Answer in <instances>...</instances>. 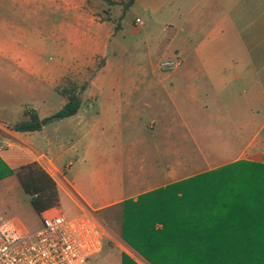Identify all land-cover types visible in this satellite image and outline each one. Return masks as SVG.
<instances>
[{
    "label": "crops",
    "instance_id": "crops-1",
    "mask_svg": "<svg viewBox=\"0 0 264 264\" xmlns=\"http://www.w3.org/2000/svg\"><path fill=\"white\" fill-rule=\"evenodd\" d=\"M1 1L4 0H0V96L12 97L17 94L25 97V105L32 108L29 111L38 113L33 104L36 106L39 98L44 97L49 84L56 91L63 69L65 70L62 66L64 68L60 72L59 68L58 73L55 72L54 27L52 25L46 33L40 32L37 21L23 19L31 15H24L20 9H5ZM140 2H143L140 10L144 13L152 17H170L169 23L164 27L169 30L174 25L175 31L168 46L172 47L177 38L178 43L173 49L167 47L166 51L182 57L183 65L180 69L166 76L152 74L151 78L146 75L139 78L132 74H114L107 79L104 76L109 66L107 62L82 95L91 107L97 108V115L86 116L84 114L90 111L82 113L80 109L77 115L72 116L79 120L73 133L74 139L79 145H84L86 156L78 159L73 170L68 167L72 165H67L64 167L65 171H62V164L57 165L50 158L49 152L37 151L33 145L35 142H30L26 136L32 132H9L10 137L22 146L17 150L21 157H25L23 147L29 146L33 153L32 162H37L43 169H48L50 164L56 169L55 176L46 171L57 184L58 193L65 194L79 213L85 210L96 214L106 209L117 211L121 209L120 204H123V209L127 206L130 210L137 207L132 204L143 195L165 190L181 181L176 179L178 171L174 167L161 176L157 168L151 166L147 176L131 179L127 183L124 162H115L113 158L121 157L128 151L134 154L135 144H146L148 140L136 139L138 141L132 143L133 147L128 149L119 131L125 121L126 126H130L129 122L148 121L149 128L154 130L157 127L155 137L150 139L163 145V150L159 149L155 153H146V150L144 152V157L157 160L161 157L160 153L162 158H165L166 152L176 154L177 139L166 142L164 139L161 141L160 138H155L161 136L162 132V136L167 135L168 131L170 136L182 135L178 134V130L183 125L187 126L186 117L182 112L185 104L190 105L192 128L200 130L206 116L209 120L207 128L218 129L217 121L229 119L232 123L228 122L225 126L239 129V133L257 126L256 116L252 115L248 119L246 114L248 110L253 111L256 106L264 105V0H135L132 6ZM144 27L145 25L142 29ZM115 33L114 31L113 38L110 39V48L122 54L125 49L122 44L117 42L116 48L112 47ZM103 38L102 32L97 31L88 46L82 49L79 47V64L90 65L97 56H106L109 53L110 48L103 45ZM59 55L67 56L66 53ZM73 60V57L64 59L67 61V68ZM137 80L147 82V88L142 95H138L135 90L138 87L135 85ZM107 81L111 88L105 90ZM166 81L171 82L172 91L167 88ZM96 85L97 88L94 87ZM220 96H232L233 103L220 105ZM204 97H209L208 102L202 101ZM24 109L21 107L18 114L27 112ZM7 115L8 112L0 113V127L7 121ZM258 127L259 132L262 131L259 136L256 135L257 137L242 143L236 149L226 148L223 153L216 154L220 156L218 158H214V152L212 158L208 157L209 160H225V163L208 171L233 164L230 166L233 168L232 173L248 177L249 182L220 190H198L197 192L212 194L202 199L192 197L196 204L199 201H207L226 205L224 209L217 206L218 209H223L222 216L242 228L240 231L231 232L234 237L251 234L264 239V169L244 166V163L264 165V122ZM43 129L45 130V127ZM55 133L59 135V131ZM191 137L198 143L192 133ZM228 139H233V136ZM168 143L172 146L170 150L165 147ZM102 145L109 148L105 150ZM72 148L70 146L68 151ZM1 150L0 148V152ZM65 153L67 150L62 151V155ZM240 165L245 168H237ZM224 171H227V168ZM168 177L172 181H165ZM165 193L167 192L163 194ZM163 194L157 196L160 200L158 208L165 199ZM224 194H228L229 198ZM153 204L144 201L142 207L148 206L147 208L151 209ZM176 211L178 215V208ZM161 228L162 225L157 223L156 229ZM122 243L125 246L124 251L129 253L130 257L141 264H148L134 248Z\"/></svg>",
    "mask_w": 264,
    "mask_h": 264
},
{
    "label": "rangeland",
    "instance_id": "rangeland-1",
    "mask_svg": "<svg viewBox=\"0 0 264 264\" xmlns=\"http://www.w3.org/2000/svg\"><path fill=\"white\" fill-rule=\"evenodd\" d=\"M114 1L116 4L113 5L108 4L105 0H4L1 1V4L5 9H20L23 11L24 15H31L28 18L23 17V19L37 21V27L40 32L46 33L53 25L56 41L55 72L58 73L57 68H59L60 72L65 67V70L63 69V75L60 78L61 80L58 81L57 86L63 84L67 78H73L80 83L89 82L90 84L101 72L107 62H109V66L104 72V76H106L107 79L114 74H132L139 78H143L145 75L151 78L152 74L160 76L173 74L176 70L164 71L159 67V63L162 60L175 57L172 52L166 51L167 47L173 49L178 43L177 38V41L172 47L168 46L175 31L173 28L174 25L170 27L169 30L164 27L165 24L169 23L170 17H152L144 13V11L140 10L142 9L143 2L137 4L141 8L135 5L124 10L123 4L129 0ZM136 15H141V17ZM136 18H141L145 22V27L143 29L136 24ZM116 25H119L120 28L117 31H115ZM33 27L32 30H34ZM97 31L102 32L104 36L103 45L108 46V48H110V39L113 38V32L115 31L116 38L113 39L112 47L116 48V43L119 42L125 49L122 50V54H118L117 51H113L110 48L106 56H97L93 59L92 64H79V47L82 49L88 46L89 43L94 40ZM61 53H66L67 56L59 55ZM71 57H73L74 60L72 64L69 65V68H67V61H64V59ZM180 58L182 59V57ZM100 65H102L101 68H99ZM62 66L64 67L62 68ZM166 84L167 88L172 91L171 82L166 81ZM135 85L138 86L135 89L138 91V95H142L147 88V82L144 81L137 80ZM105 86V90L111 88L108 81ZM94 87L97 88L98 85ZM173 96L175 95L173 94ZM245 98L247 99V96ZM82 99L83 104L81 112L83 113L88 110L90 112H86L84 115L96 116L97 114L95 111L97 108L91 107L89 103L86 102L85 97H82ZM208 99L209 97H204L202 101L208 102ZM26 100L25 97H21L17 94H14L12 97L0 96V113L8 112V119L5 121L6 124L4 123L0 127V148L2 149L0 152V170L6 174V176L0 178V208L7 218H14L21 227H24L30 232H36L42 227L41 214L34 209L31 202V195L26 193L16 175V172L21 167L32 163V149L29 146H24L23 149H25V151H23V153L25 157H21L17 150L22 148V146H19L15 139L9 135L10 131L14 133L12 127L26 118L25 113L18 114L19 109H21V107L25 108V111L32 109L25 105ZM218 102L220 105L232 104L233 98L232 96L229 98L220 96ZM63 106L64 98L60 96L50 84L45 91L44 97L39 98L36 106L33 104V107L37 110L41 118L50 117ZM189 109V104H185L182 109L184 117H186L187 120V126L183 125V127L178 130V134L181 133V136L178 135V138L173 135L170 136L169 131L167 135L162 136V132L161 136H156V140L160 138L161 141L164 139L166 142L178 140L175 155L166 152L165 158H162V154L160 153L159 155L161 157L157 158V160H151L148 156L144 157L145 150L146 153L150 151L155 153L159 151V149L162 151L164 148L163 145H159L157 142L150 139L153 136L155 137L157 127L154 130L151 129V127L149 128L147 126L148 121L145 123H141L140 121L134 123L129 122L130 126L125 125L127 121L124 122V126L119 131L128 149H131V146L133 147L132 143L138 141L136 139L148 140L146 144L136 143L134 154L128 151L121 157L115 156L113 158L115 162H124V176L127 183L130 182L131 179H141L143 175L147 176L152 169L151 166L157 168L161 176L167 173L168 169L174 167L178 171V175L176 176L178 178L176 179L185 180L192 178L225 163V160L222 159L209 160L208 157H213L212 152L215 153L214 158H218L220 156L216 154L223 153L226 148L236 149L240 147L242 143H247L254 137H257L256 135L259 136L262 134V131L259 132L258 125L264 122L263 104L256 106L253 111L248 110L246 114L248 119L252 115L256 116L257 126H253L240 133L239 129H234L230 126V128H227L225 126L226 123L230 121L229 119L217 121V125H219L218 129H209L206 126L209 121L206 116L203 118L205 120L202 121L201 124H203V126H201L202 128H200V130L192 128V122H190V115H192V113ZM10 112L13 113L9 114ZM78 121L77 117L52 120L46 124L45 130L35 131L26 136L30 142H35L33 145H35L37 151L49 152L50 158L57 163V165L62 164V171H65L64 167L67 165H72L68 167L73 170L77 165L78 159L86 157L84 145H79L73 135ZM56 131H59V135L55 133ZM191 133L198 139V143L193 140ZM230 136H233V139L229 140L228 137ZM47 137H49L48 140ZM70 146L73 148L68 151ZM165 147L170 150L172 146L168 143ZM102 148L107 150L109 146L102 145ZM64 150H67V153L62 155V151ZM174 156H176L175 159ZM237 168L241 169L245 167L240 165ZM44 170L46 171L47 167ZM232 172L233 168L231 167L227 168V171L211 173L184 183V197L207 198V196L212 194L211 192L201 193L197 191L205 190L206 188H210V190H220L225 187L239 186L249 182L248 177H240L235 172ZM165 181L170 182L172 180L168 177ZM145 187L149 186H144V188ZM173 194L174 192H167L163 194L162 197L167 200ZM224 196L229 198L228 194H224ZM156 202H154L153 205H159V201ZM132 205L136 206L135 204ZM142 205L135 208L132 207L130 210H128L126 206L124 209V220L128 228L136 226L139 219L147 212L148 206L145 208L142 207ZM51 208L62 209L67 216H73L79 213L74 207V204L63 193H58L57 204L48 209ZM108 216L111 220L116 218L114 214H109ZM105 226L108 231V236L104 241L102 251L92 258L90 264H122L123 254H126L136 264H141L136 259L130 257L128 255L129 253L127 254L126 251H124L125 246L122 242H126L117 233V228L113 222H111L110 226L108 224H105Z\"/></svg>",
    "mask_w": 264,
    "mask_h": 264
},
{
    "label": "trees",
    "instance_id": "trees-1",
    "mask_svg": "<svg viewBox=\"0 0 264 264\" xmlns=\"http://www.w3.org/2000/svg\"><path fill=\"white\" fill-rule=\"evenodd\" d=\"M105 1L110 5L116 4L114 0ZM134 2L135 0L124 2V10L131 7ZM119 29V25H116L115 31ZM101 67L102 65L99 66ZM88 87L89 82L80 83L73 78L65 79L63 84L56 88L57 93L65 99V104L60 110L47 118H41L38 113L27 111L25 112L26 119L16 123L12 130L17 132L42 131L52 120L77 115L83 104L82 95ZM231 165L181 180L165 190L143 195L134 203L137 207L141 206L144 201L153 203L160 201L157 197L159 194L174 192L167 200L163 199L160 208L157 205H152L151 209L147 208V212L134 227L128 228L126 225L123 204L119 205L121 209L117 211L106 209L97 212V216L109 226L113 222L119 236L148 264H264V239L251 234H240L234 237L231 232L240 231L242 228L238 224L233 225L228 218L225 219L222 216L226 205L212 204L207 201H199L196 204L192 197H184V183L211 173L224 171L226 168H231ZM244 166L264 169V165L256 163H244ZM16 175L26 193L31 195L32 205L38 213L41 214L57 204V184L37 162L21 167ZM4 176L6 174L0 170V178ZM217 206L223 209H218ZM176 208H178V215ZM109 214L116 215V218L109 219ZM230 214L232 215L233 211ZM157 223L162 225L161 229H156ZM122 264L136 263L123 254Z\"/></svg>",
    "mask_w": 264,
    "mask_h": 264
},
{
    "label": "built area",
    "instance_id": "built-area-1",
    "mask_svg": "<svg viewBox=\"0 0 264 264\" xmlns=\"http://www.w3.org/2000/svg\"><path fill=\"white\" fill-rule=\"evenodd\" d=\"M136 24L142 27L145 22L136 18ZM182 64L175 56L162 60L159 67L175 71ZM47 171L56 175L51 164ZM41 217L42 227L30 232L14 218H7L0 208V264H90L102 251L108 231L91 210L67 216L62 209L51 208Z\"/></svg>",
    "mask_w": 264,
    "mask_h": 264
}]
</instances>
